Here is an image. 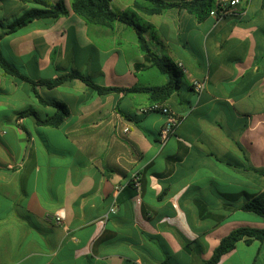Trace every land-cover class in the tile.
<instances>
[{"label": "crops", "instance_id": "0c3cea01", "mask_svg": "<svg viewBox=\"0 0 264 264\" xmlns=\"http://www.w3.org/2000/svg\"><path fill=\"white\" fill-rule=\"evenodd\" d=\"M47 1L68 14L4 35V58L34 82L78 72L123 91L99 95L79 79L34 86L0 69V264H206L234 230L264 229L243 210L264 193V0L203 21L181 0L155 14L112 0L184 72L161 101L180 117L164 144L166 117L139 109L171 79L146 61L135 28L89 26L72 0ZM34 8L0 0V34ZM44 101L67 106L58 126L38 121L61 113ZM246 240L217 264H264V240Z\"/></svg>", "mask_w": 264, "mask_h": 264}, {"label": "trees", "instance_id": "16d2710c", "mask_svg": "<svg viewBox=\"0 0 264 264\" xmlns=\"http://www.w3.org/2000/svg\"><path fill=\"white\" fill-rule=\"evenodd\" d=\"M24 3H32L39 6V8L31 9L25 12L20 18L16 19L2 34H0V42L4 35L14 34L18 30L28 26L34 20L50 19L56 20L59 17L68 14V9L63 1L56 4H51L47 0H20ZM151 5L149 11L152 14L161 12L167 8L175 6L174 3L167 2L165 0H140ZM183 7L193 14L198 20L203 21L210 16V12L218 7L222 0H181ZM112 0H72V11L81 16L89 26H97L101 28L113 30L116 22L121 21L135 28L140 42V50L144 54L146 61L151 62L159 73L166 74L170 77V81L162 86H157L148 89L153 95L154 101L166 100L177 88L178 84L173 80L181 79L184 76V72L173 65L168 59L160 58L156 55L148 46L144 36L143 29L136 26L134 21L127 15H118L113 12L111 8ZM137 5H140L138 3ZM139 67V65H137ZM0 69L5 75L16 76L21 80L29 81L34 86L44 85L48 88H55L63 83L72 80L79 79L88 85L99 95H107L112 92L123 91V89L103 87L96 84L88 76L78 73L69 72L57 77L56 79L44 80L34 82L28 79L26 76L20 74L18 70L10 64L2 55L0 46ZM175 78V79H174ZM125 91V90H124ZM58 107L61 111L56 116L47 118L45 120H38L43 125L58 126L68 115V108L65 104L52 101L46 102ZM31 113V112H28ZM243 210L257 214L264 219V193L253 198L247 204L243 206ZM247 238L246 243H251V239L264 240V229H250L240 228L234 230L231 234L223 238L219 246L215 249L211 259L206 264H217L221 257L235 249L236 244Z\"/></svg>", "mask_w": 264, "mask_h": 264}, {"label": "built area", "instance_id": "2783aa9c", "mask_svg": "<svg viewBox=\"0 0 264 264\" xmlns=\"http://www.w3.org/2000/svg\"><path fill=\"white\" fill-rule=\"evenodd\" d=\"M241 0H222L218 4L219 6L214 8L210 12V16L216 18H223L229 14H233L235 10L240 5ZM182 68V66H180ZM196 93L201 94L205 88V82L200 80H194L192 84ZM141 114H150V113H161L166 117V121L160 131V142L165 143L168 138L175 133L176 128L180 124V117L175 114L168 105L161 101H155L148 106L141 107L139 109ZM125 132H128L129 129H125ZM131 184L134 186L138 191L141 190V178L138 174H133L131 178ZM117 191L121 189V187L116 188ZM111 213L117 212L116 205H113L110 209ZM65 212L63 210L59 211L55 215V221L58 224H62L65 220ZM51 264V263H49Z\"/></svg>", "mask_w": 264, "mask_h": 264}]
</instances>
